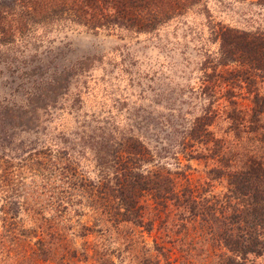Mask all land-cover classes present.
<instances>
[{
	"label": "rangeland",
	"instance_id": "1",
	"mask_svg": "<svg viewBox=\"0 0 264 264\" xmlns=\"http://www.w3.org/2000/svg\"><path fill=\"white\" fill-rule=\"evenodd\" d=\"M13 4L31 16L10 11L0 43V264H216L182 201L224 193L262 142L264 78L244 44L264 51V0H184L149 31L95 33L61 7L0 0ZM122 166L169 180L136 192L149 230L116 215L101 178Z\"/></svg>",
	"mask_w": 264,
	"mask_h": 264
},
{
	"label": "trees",
	"instance_id": "2",
	"mask_svg": "<svg viewBox=\"0 0 264 264\" xmlns=\"http://www.w3.org/2000/svg\"><path fill=\"white\" fill-rule=\"evenodd\" d=\"M49 1L39 0L37 8L41 17L47 15L46 11L55 15L56 10L51 8L61 7L58 9L61 13L66 10L69 14H75L77 18H81L77 19V22L95 33L99 29L119 27H135L137 32L149 31L161 22L160 19L171 7L178 6L184 0H82L65 2V8L61 6L63 2H55L54 5ZM16 6L18 5H0V43L5 42L2 38L3 23L10 11L17 13L19 10V17L31 16L26 10L15 9ZM261 45L252 42L244 44L250 52L249 55L254 56V61L260 64L259 70L264 78V51ZM36 101L35 105H38ZM252 106V117L264 115V96L255 95ZM259 129H263L259 136L262 142L256 148L245 150L246 153L241 157L242 163L227 174L224 193L212 196L211 200L188 197L182 201L187 209V219L197 218L201 225L199 237L214 242L223 250V253L216 256V264H256L257 259L264 257V127ZM250 142L253 143V139ZM122 167L112 173L114 175L111 179L101 178L102 181L105 180L104 186L108 183L112 188L119 202L118 207L122 209V212H117L116 215L121 216L125 222L143 225L145 230H149V222L153 220L148 218V221L143 223V214L139 213L140 206L137 202L139 193L136 192L146 185V188L150 186V189L159 193L158 191L164 189L161 185L169 180L162 178L161 181L155 182L154 179H158L155 177L153 180L149 178L143 181L141 176L130 175V172L127 174L128 169ZM208 175L209 179H215L222 173L220 170L211 169ZM155 250L160 253L162 248L157 247ZM142 264L158 263L146 259Z\"/></svg>",
	"mask_w": 264,
	"mask_h": 264
}]
</instances>
